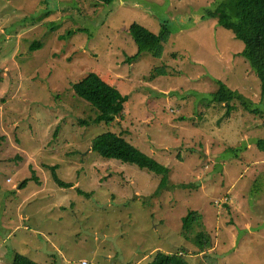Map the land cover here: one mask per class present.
<instances>
[{"label": "rangeland", "instance_id": "374dc122", "mask_svg": "<svg viewBox=\"0 0 264 264\" xmlns=\"http://www.w3.org/2000/svg\"><path fill=\"white\" fill-rule=\"evenodd\" d=\"M219 1L0 0V264L17 254L36 264H148L158 253L264 264V151L255 146L264 104L244 43L203 20ZM132 23L156 35L166 26L161 59L129 61ZM156 69L166 75L149 80ZM89 74L128 97L110 125L91 124L71 90ZM218 82L258 112L212 103ZM107 132L168 168L165 183L93 152ZM189 211L211 238L204 254L184 239Z\"/></svg>", "mask_w": 264, "mask_h": 264}, {"label": "trees", "instance_id": "16d2710c", "mask_svg": "<svg viewBox=\"0 0 264 264\" xmlns=\"http://www.w3.org/2000/svg\"><path fill=\"white\" fill-rule=\"evenodd\" d=\"M100 3L109 4L115 0H96ZM215 19L217 23L233 33L236 39L244 43L241 56L249 63V67L255 74L260 84V97L264 104V0H220L215 10H207L203 20ZM129 35L137 47V53L129 59L130 62L147 52L156 59H161L164 51L163 44L168 41L166 26L160 35H156L137 23H132L128 28ZM41 43H34L31 49L40 48ZM166 75L165 71L156 69L149 76V80ZM75 97L87 103L93 115L91 124H112L124 111V105L128 97L122 96L116 88L108 85L98 75L89 74L83 80L71 87ZM214 104L228 108L229 112L237 111V105L245 111L257 113L251 110V105L242 95L233 92L227 86L218 82V90L211 96ZM82 123H85L84 121ZM86 124V123H85ZM257 149L264 151V139H257ZM91 150L96 152L104 160L117 161L122 164L134 166L149 173L158 174L163 177L161 187L169 177L170 170L159 164L152 158L144 155L140 150L131 145L121 135L112 132L103 133L91 142ZM229 150V149H228ZM53 171L56 168H52ZM34 178V177H33ZM36 178V177H35ZM56 184L60 187H69L53 173ZM28 180L21 184L25 187ZM88 196L89 194L78 191ZM198 215V216H197ZM202 221L197 211H189L183 218V236L191 241L201 254L211 248V238L203 230ZM13 264H36L28 258L16 255ZM148 264H187L183 255L158 253Z\"/></svg>", "mask_w": 264, "mask_h": 264}, {"label": "built area", "instance_id": "2783aa9c", "mask_svg": "<svg viewBox=\"0 0 264 264\" xmlns=\"http://www.w3.org/2000/svg\"><path fill=\"white\" fill-rule=\"evenodd\" d=\"M79 264H90L88 261L82 260L79 262Z\"/></svg>", "mask_w": 264, "mask_h": 264}, {"label": "crops", "instance_id": "0c3cea01", "mask_svg": "<svg viewBox=\"0 0 264 264\" xmlns=\"http://www.w3.org/2000/svg\"><path fill=\"white\" fill-rule=\"evenodd\" d=\"M82 261V260H81ZM86 261V260H85ZM90 264H93L92 262H90Z\"/></svg>", "mask_w": 264, "mask_h": 264}]
</instances>
